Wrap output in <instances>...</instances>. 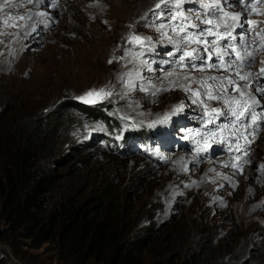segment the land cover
I'll return each mask as SVG.
<instances>
[{"label": "rangeland", "instance_id": "374dc122", "mask_svg": "<svg viewBox=\"0 0 264 264\" xmlns=\"http://www.w3.org/2000/svg\"><path fill=\"white\" fill-rule=\"evenodd\" d=\"M28 2L0 0V84L5 87V95L13 109L6 120L32 118L60 103H82L93 109L109 106V119L119 126L116 135L118 148L113 145L108 151L103 147L102 138L97 136L105 130L100 123L90 124L88 130L82 125L77 133L61 134V139L65 137L76 143L85 138L91 143L86 155L93 158V171L98 169L96 177L127 194L132 215L140 224L146 220L155 224L162 247L173 241L196 247L201 241L214 237L215 246L220 242L237 249L249 246L255 250L258 248L264 255V124L254 136L240 138V145L251 141L247 154L228 150V138L232 134L229 128L218 137L223 143L210 141L212 147L199 156L195 152L192 134L218 130V126L223 127L232 119L228 106L222 101L205 102L209 109L221 108L224 113L208 128L204 127L207 118L199 104L184 105L183 112L172 117L167 124L148 126L180 104L175 102L176 95L179 90H184L175 86L183 84L190 85L193 90H206L195 81L210 76L231 77L236 81L235 87L251 93L264 106V96L257 91L264 84V77L260 74V69L264 68V4L253 0V6L260 14L249 8L244 19L255 23L242 20V26L232 32L235 39L227 37L219 42L221 51L227 49L230 52L231 46L245 57L244 61H236L234 53L224 56L225 64L234 61L238 65L226 72L223 66L204 67L199 71L180 67L177 63H163L177 60L181 53L169 57L167 53L175 52L174 46L142 19L147 16L155 25L162 22L154 14V10L159 11L155 5L160 0H39L25 7ZM203 2L210 3L211 0ZM229 2L234 7H226V11L243 12L236 0ZM16 6L25 8L21 11V17L25 19H17ZM181 10L193 23L197 22L194 16L203 18L206 11L196 0L186 2ZM164 22L168 23L166 19ZM204 27L209 25H201ZM166 30L178 39L170 28ZM218 31L224 32L223 26ZM48 32L53 33L49 35ZM134 35L151 37L152 40L141 47L130 42ZM212 39L214 37H208V40ZM194 47L197 45L192 44L188 50ZM248 53H252V57ZM71 58L76 60L75 70H71L73 75L69 76L71 83H58L55 75L44 76L45 63L65 66L70 64ZM249 59L252 60L250 65L247 63ZM186 63L190 64V61ZM196 63L199 65L200 61ZM208 63H219L215 54ZM149 66L153 71H148ZM137 71L142 78L136 77ZM237 71L251 75L247 80H240L235 74ZM167 72L174 74L165 79ZM185 76L189 79L186 80ZM129 79L136 85L132 91L127 88ZM219 83L218 80H208V84L214 87ZM223 83L228 86L227 80ZM153 85L170 90L152 96ZM143 87L149 91H142ZM100 88L112 91L113 95L97 104L76 99L91 89ZM224 95L226 99H248L247 96L240 97L234 87H229ZM256 111L260 112L261 107ZM133 124L135 128L130 127ZM225 164L229 166L225 167ZM1 245L9 247L4 243ZM15 245L22 260L10 247L13 258L7 253L15 264H59L53 245L34 249L28 240L23 239L16 240Z\"/></svg>", "mask_w": 264, "mask_h": 264}, {"label": "trees", "instance_id": "16d2710c", "mask_svg": "<svg viewBox=\"0 0 264 264\" xmlns=\"http://www.w3.org/2000/svg\"><path fill=\"white\" fill-rule=\"evenodd\" d=\"M94 108L60 103L6 120L13 109L0 84V243L21 260L16 240L34 249L53 245L59 264H264L258 248L215 246L214 237L196 247L177 241L162 247L155 224L132 215L127 194L96 177L86 155L91 143L61 139L100 123L103 147L118 148L109 106ZM0 264H15L1 248Z\"/></svg>", "mask_w": 264, "mask_h": 264}, {"label": "snow or ice", "instance_id": "6c2138e0", "mask_svg": "<svg viewBox=\"0 0 264 264\" xmlns=\"http://www.w3.org/2000/svg\"><path fill=\"white\" fill-rule=\"evenodd\" d=\"M33 2H39V0H29V3ZM186 2H192V0H160V3L155 5V9L159 11L155 12L154 10V14L162 21L159 25H155L154 21H149L147 16L142 18L146 23L154 26L156 31L161 33V35L166 38L167 42L174 46L175 52L167 53L169 57L175 56L176 53H181L177 60H165L163 63H177L180 67H190L199 71H203L204 67L219 68L223 66L224 70L227 72L234 67H238V65H235L234 61H230L225 64L224 56L234 53L236 61H244L245 57H243L235 47L229 46L231 49L230 52L227 49L221 51L219 42L225 40L227 37H232L233 30L242 26V20L246 23H255L244 19L249 8H251L253 13L260 14L257 13L256 8L253 6V0H236V3L243 7V12L226 11V7H234L229 0H211L210 3L203 2V0H196V2L200 3V7L206 10L203 18L200 15L193 17V19L197 21L196 23H193L189 17L185 15V12L181 10ZM255 3L264 4V0H255ZM40 15H45V13H41ZM28 18L30 19L31 17ZM20 19H25V17H20ZM165 19L168 23L164 22ZM172 21H181V23L175 24L171 23ZM201 25H209V27L201 28ZM221 26H223L224 32L218 31ZM169 28L172 33H175L178 39H174L173 36L168 34L166 29ZM188 29H197L198 31H189ZM33 31H35V29H33ZM209 36L214 37V39L208 40ZM232 38L235 39V37ZM151 40V37H140L136 35L130 38V42L134 41L141 47L145 46V44H149ZM192 44H196L197 47L191 48L189 51L188 49ZM213 54L216 55L217 61L219 62L218 64L208 63V61L212 59ZM252 55V53H248L249 57H252ZM186 61H190V64L186 63ZM196 61H200V64L198 65ZM109 63H112V61L109 60ZM144 63L146 64L147 62L145 61ZM247 63L250 65L252 60L249 59ZM148 71H153L151 66L148 67ZM173 74V72H167L165 79ZM235 74L239 76L240 80H247L251 75V73L242 75L239 71ZM260 74L261 77H264V68L260 69ZM127 75L131 76L132 73H128ZM136 77L142 78L139 71L136 72ZM120 79H123V77ZM185 79L187 80L189 77L185 76ZM208 80H218L220 83L214 87L213 85L208 84ZM224 80H227L228 82L227 87L223 83ZM195 82L200 83L201 87H206V90L201 93L199 90H193L190 85L185 86L181 84L179 87L185 92H191L194 97V99H192V103L199 104L202 107L203 116L207 118L204 120L205 128H208L209 125L215 124L216 120L224 113L221 108L212 107L209 109V105L205 103V99L202 97H205L208 100L222 101L224 105L228 106V112L232 118L229 124H225L223 127L218 126V130L207 132L196 131L192 134L194 143L196 144L195 152L197 153V156H199L201 152H207L212 147L210 141H215L218 144L223 143L224 141L218 139V137L222 136L224 131L229 128L232 129V134L228 138V143L230 145L228 150L243 151L247 154L250 150L249 146L251 141H247L246 144L240 145L239 140L241 137L247 139V136H254L256 130L264 124V106H261V100L253 97L251 93H246L239 87H235L236 81L232 80L231 77L210 76L202 81ZM126 83L129 91L136 88V85L131 79H129ZM174 83L175 82H173V84ZM229 87H234V90L238 92L240 97L247 96L248 99L240 100L235 97H229L226 99L224 94L228 93ZM245 87H248V85H245ZM153 88H155V85H153ZM141 90L145 92L149 91L147 87H143ZM169 90L170 88H155V90L151 91L150 94L152 96H156L161 91L166 92ZM257 91L261 96H264V84L260 85ZM217 92L220 94H215ZM112 95V91L100 88L98 90L91 89L84 93V95L76 97V99L83 103L97 104L103 100L109 99ZM249 101H251V103H249ZM233 104H235L236 107H231ZM184 107L183 102L179 105H174L171 111L165 113L162 117H158L148 126L155 127L156 125L167 124L172 117L182 113ZM257 107H261L260 112L256 111ZM121 119L128 118L121 117ZM126 127L129 126L126 125ZM130 127L135 128L136 125L133 124L130 125ZM249 129H251V131H249ZM196 137H200V139H196ZM117 138L119 139L120 137ZM224 166L228 167L229 165L225 164ZM231 166L236 167V165ZM225 179H227V177H225Z\"/></svg>", "mask_w": 264, "mask_h": 264}, {"label": "bare ground", "instance_id": "6f19581e", "mask_svg": "<svg viewBox=\"0 0 264 264\" xmlns=\"http://www.w3.org/2000/svg\"><path fill=\"white\" fill-rule=\"evenodd\" d=\"M28 4H29V2L26 4L25 7H27ZM16 8H17L16 17H17V19H20L21 11L24 10L25 8L24 7H17V6H16ZM52 33L53 32H48L49 35ZM47 40H48V38H47ZM72 59H74V58H71L70 64L69 65L66 64L65 66H63L61 63H58L57 67L55 66V64L53 62L45 63L43 66L44 76L46 78H48V77H52L53 75H55V77H57L56 79H57L58 83H61V84L62 83L67 84L69 82L71 83V80L69 81V76L73 75L72 71L75 70L74 66L76 65V60H72ZM72 63H73V66H72ZM175 87L178 88L179 86H175ZM196 90H199L201 93H203L205 91V89H199V88ZM180 91L181 90H179V92H177L176 97H178V99L175 102H177V103L183 102L184 105L193 104L192 99H194V97L191 94H189L188 92H185V91L180 92ZM202 98L205 99V102L208 100L205 97H202Z\"/></svg>", "mask_w": 264, "mask_h": 264}, {"label": "water", "instance_id": "95a60500", "mask_svg": "<svg viewBox=\"0 0 264 264\" xmlns=\"http://www.w3.org/2000/svg\"><path fill=\"white\" fill-rule=\"evenodd\" d=\"M1 248H4L5 250H6V252L8 253V254H10V256L13 258V256H12V254H11V251H10V248L9 247H7V246H0ZM14 262H16V263H18V261L17 260H13Z\"/></svg>", "mask_w": 264, "mask_h": 264}]
</instances>
